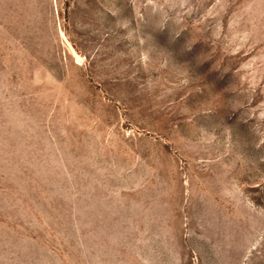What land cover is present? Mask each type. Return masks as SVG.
<instances>
[{"label":"rangeland","instance_id":"obj_1","mask_svg":"<svg viewBox=\"0 0 264 264\" xmlns=\"http://www.w3.org/2000/svg\"><path fill=\"white\" fill-rule=\"evenodd\" d=\"M0 264H264V0H0Z\"/></svg>","mask_w":264,"mask_h":264}]
</instances>
